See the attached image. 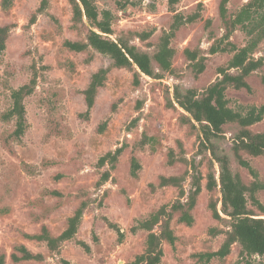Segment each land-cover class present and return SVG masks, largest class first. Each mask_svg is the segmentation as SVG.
Returning <instances> with one entry per match:
<instances>
[{
    "label": "rangeland",
    "instance_id": "374dc122",
    "mask_svg": "<svg viewBox=\"0 0 264 264\" xmlns=\"http://www.w3.org/2000/svg\"><path fill=\"white\" fill-rule=\"evenodd\" d=\"M199 1L180 0L173 11L159 0H96L100 9H110L116 14L112 38L154 29V33L144 41L131 36L133 44L150 54L163 31L169 30L174 14L181 12L186 16L195 12ZM246 1L233 0L228 5L229 12L233 13ZM219 2L203 0L202 17L182 24L175 32L171 42L181 51L173 59V74L166 72L162 78L142 74L136 86V68L111 69L105 86L98 92L90 117L84 119L81 113L86 111V104L82 90L92 72L108 66L110 59L94 50L79 53L63 45L67 38L84 37V33L73 28L72 6L67 0H49L48 7L42 12L37 11L41 0H14L7 9L2 7L0 0V26L14 24L7 48L0 54V253L8 254L6 264H44L12 262L9 255L18 243L44 253L45 264H61L60 257L70 260L71 264H128L145 249L147 232L131 231L136 220L179 197L177 187H158L159 175H181L191 167V164L180 160L170 165L169 149L173 148L177 159L184 156L188 161L194 160L204 175L209 172L211 152H200L197 128L182 122L181 116L185 111L177 104L169 105L167 97L173 95L175 84L203 90L219 76L218 67L231 58L229 52L209 53L214 40L225 32L219 17ZM33 16L36 17L35 22L30 23ZM208 19L211 20L209 24ZM230 40L241 47L246 44L248 35L238 28ZM186 46L200 47L208 56L206 69L198 76L192 72L182 53ZM89 54H92V60L87 62ZM262 54L264 40L255 51V56ZM35 67L37 85L25 99L29 128L21 140L13 142L15 153H11L2 138L12 130L13 123L4 122L1 115L12 104V88L28 82ZM262 75L264 67L248 78L252 91L230 87L226 92L230 106L264 104ZM47 100H52V105L56 106L53 114L59 119L58 123L69 126L70 135H47ZM104 122L105 130L100 132L99 126ZM251 129L264 131V119L252 125ZM144 133L152 136L153 140L141 147L139 142ZM234 133L233 126H226L225 137L218 141V146L229 153L232 170L250 183L254 176L237 162L231 150ZM124 143H128V147L112 171V178L100 185V177L108 165L99 168V158ZM133 153L142 165L139 178L130 174ZM244 157L256 170L258 178L264 180V156L244 154ZM213 170L218 178L219 165L214 160ZM191 172L184 181L186 190L190 188ZM150 183L156 185L154 189ZM205 183L204 179L203 186ZM52 189L59 190L63 196L48 194L47 191ZM219 189L218 186L213 192L214 198H220ZM257 196L264 205V189ZM209 198L210 193L204 188L193 210L195 222L192 226L179 223L178 214H175L171 227L178 239L174 246L164 242L165 254L161 264H246L244 259L239 261L240 245L237 243L223 260L214 258L202 262L195 255L217 250L224 234L212 235L211 228L228 227L226 221L213 218L208 209ZM81 200L88 201V206L77 239L88 242L91 252L87 253L72 240L63 243L60 254H52L44 243L29 240L23 235L24 232L39 231L42 224H46L54 235L60 234ZM44 204L54 207L48 215L43 214ZM249 208L264 218V212L257 206L249 202ZM107 220L124 232L122 241ZM251 260L253 264H264V256L254 255Z\"/></svg>",
    "mask_w": 264,
    "mask_h": 264
},
{
    "label": "trees",
    "instance_id": "16d2710c",
    "mask_svg": "<svg viewBox=\"0 0 264 264\" xmlns=\"http://www.w3.org/2000/svg\"><path fill=\"white\" fill-rule=\"evenodd\" d=\"M72 6L73 28L79 33H84L81 39H65L63 45L74 52H87L94 50L110 59L108 66H101L90 75L88 84L82 90L86 111L81 113V117L88 119L95 106L99 90L105 86L108 74L113 68L134 69V84L140 83L142 74L162 78L164 73H174L173 59L181 51L179 47L172 45V39L177 29L184 23L194 22L202 17L203 0L196 5V11L184 16L181 12L174 14V21L169 30H164L156 44L152 54L140 49L131 42V36H137L142 41L147 40L154 29L142 32H129L116 39L113 23L116 14L110 9H100L96 0H67ZM166 6L174 10V6L180 0H159ZM233 0H220L219 17L222 20V27L225 29L221 38L215 39L210 47L209 53L229 52L231 58L225 65L218 67L219 76L207 85L203 90L195 87L183 88L178 84L173 87V95L167 97L168 104L181 107L185 114L181 116L183 123H190L197 128L200 140V152L210 151V170L204 175L195 164V161H188L184 156L176 158L173 148L168 151V163L174 164L176 161H184L191 164L189 170L181 175H159L158 187L174 186L179 189V197L171 204H164L151 212L148 216L136 220V224L131 227L132 232L145 230L147 232L145 249L128 264H161L164 257V242L174 246L178 236L171 227V222L178 214L177 220L187 226H192L195 222L193 210L197 205L199 195L205 188L210 193L208 209L213 218L226 221L227 229L212 227L211 234H224V238L217 250L209 252H199L195 254L199 261L209 262L214 258L223 260L232 251V246L240 245L239 261L246 264H253L251 257L254 255L264 256V218L249 208V202L257 206L264 212V205L260 202L257 194L264 189V180L258 178V173L252 168L250 162L244 157L248 154L253 157L264 156V131H253L251 126L264 119V104L237 105L230 106L227 97V90L232 87L237 90L245 89L252 91L248 81L250 75L264 67V54L255 56V51L261 41L264 40V0H248L243 2L233 13L229 12L228 5ZM14 0H1L4 9L10 8ZM49 5V0H41L38 12L44 11ZM33 16L30 23L35 22ZM211 20H207L209 24ZM14 24L7 23L0 26V54L7 48L9 33ZM242 29L248 35V40L244 46H237L230 40L232 34L238 29ZM182 53L188 60L189 67L195 76H198L206 69L208 56L200 47L191 48L186 46ZM92 60L89 54L87 62ZM37 69L32 74L30 80L17 88L11 90L12 104L1 118L6 123H13L11 131L3 136V143L11 153H15L13 142L19 141L29 128L27 119V109L25 99L30 96L37 85ZM264 82V75L261 76ZM52 99V98H51ZM47 100L48 124L47 135H70L67 124L58 123L53 114L56 107ZM61 113V111H59ZM198 125V126H197ZM235 128V133L231 138V150L237 162L247 167L254 180L246 183L238 172L231 168V157L228 152L218 146V141L225 137L226 126ZM106 122L99 126V131L105 130ZM153 140L152 136L143 134L139 142L141 147ZM128 147V143L109 150L103 154L97 165L99 168L108 165L102 172L99 184L102 185L112 178V171L116 168L120 156ZM213 160L219 165V177L213 170ZM142 168L141 162L136 154L130 157V174L133 178H139ZM192 171V172H191ZM191 172L190 188L186 190L184 181L187 174ZM59 177V176H57ZM206 180L203 186L202 181ZM156 185L150 183L151 189ZM220 187V198H214L213 192ZM48 194L62 197L63 193L57 189L47 191ZM185 197V200L182 198ZM220 203V207L218 206ZM88 206V201L81 200L73 213L67 218L66 227L58 234L54 235L46 224H42L39 231L34 233L24 232V236L36 242L44 243L52 254H60L63 243L75 240L87 253L91 252V246L85 240L77 239L83 216ZM43 214L48 215L54 209L49 204L43 205ZM110 227L118 232L119 241H122L125 234L120 227L107 220ZM158 228V230H155ZM97 240V236H94ZM8 254L0 253V264H6ZM9 259L14 263L24 261H35L45 264V254L31 250L26 244L18 243L13 246ZM61 264H71L70 260L60 257ZM238 264V263H236Z\"/></svg>",
    "mask_w": 264,
    "mask_h": 264
}]
</instances>
